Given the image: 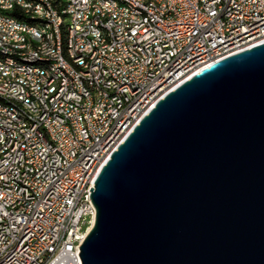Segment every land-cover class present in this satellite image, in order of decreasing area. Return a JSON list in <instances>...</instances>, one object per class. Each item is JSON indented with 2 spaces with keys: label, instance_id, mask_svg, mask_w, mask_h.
<instances>
[{
  "label": "built area",
  "instance_id": "1",
  "mask_svg": "<svg viewBox=\"0 0 264 264\" xmlns=\"http://www.w3.org/2000/svg\"><path fill=\"white\" fill-rule=\"evenodd\" d=\"M125 1L137 5V0ZM219 1H226V11L218 10ZM17 3L0 0V22L7 34L36 33L7 22ZM70 3L72 51L86 53L82 69L97 71L95 84L76 83L63 105L40 107L51 75L15 64L0 66L4 88L16 93L10 102L19 107V101H28V109H22L26 122L0 108V127L5 129L0 137V244L10 245V253H0V264H81L79 247L96 216L89 190L95 172L110 157L109 148H117L153 101L189 72L264 42V0H215L203 9L192 7L190 0H176L174 12L151 13L153 28L97 0ZM87 6H94V16H87ZM97 21L105 22L108 35L95 29ZM127 21H134V29L123 32ZM102 36L118 37V44L107 49L106 58L97 59V66H87V59L94 58L89 43L101 46ZM56 43L51 57H57ZM133 50H142V58L133 57ZM25 83H33V90H25ZM127 96L135 97V105L119 112ZM47 109H54V118H47ZM1 116H9V124H1ZM17 127H25V135H16ZM40 130L48 131L45 145L33 142ZM85 131H92V139H85ZM16 139H23L21 155L4 153V146ZM28 192H35L36 201H27Z\"/></svg>",
  "mask_w": 264,
  "mask_h": 264
},
{
  "label": "water",
  "instance_id": "2",
  "mask_svg": "<svg viewBox=\"0 0 264 264\" xmlns=\"http://www.w3.org/2000/svg\"><path fill=\"white\" fill-rule=\"evenodd\" d=\"M93 184L81 264H264V42L165 94Z\"/></svg>",
  "mask_w": 264,
  "mask_h": 264
},
{
  "label": "bare ground",
  "instance_id": "3",
  "mask_svg": "<svg viewBox=\"0 0 264 264\" xmlns=\"http://www.w3.org/2000/svg\"><path fill=\"white\" fill-rule=\"evenodd\" d=\"M19 1L21 3L13 6L14 14L7 15V22H17V28L36 31L39 38L36 33L11 36L7 34L0 22V66L15 64L21 69L46 70L51 77L44 83L45 92L44 98L40 99V107H50L53 103L63 105L64 98H68L69 91L75 90L76 83L92 85L97 80L96 70L85 73L82 69L86 68V53L77 52L75 55L72 51L71 17L68 12L73 11V4L70 0ZM97 1L105 4L106 9H117L131 19L142 18L144 28H153L151 13L174 12L176 2V0H137L135 5L125 0ZM214 2L215 0H190L195 9H203L204 3ZM253 3H260V0H253ZM218 10L226 11V1H219ZM87 16H94V6H87ZM55 23H57L56 28ZM95 29L101 30V35H108V28H105L104 21L95 22ZM130 29H134V21H127V25H123V32H130ZM54 42H57V57L49 56ZM115 44H118V37L102 36L101 46L104 49L98 46L97 41H90L89 50L93 52L94 58L87 59V66H97V59L106 58L107 49H114ZM133 57L142 58V50H133ZM225 57L227 56H222V59ZM215 62L217 61H213ZM196 73L189 72L188 77H182V80L172 84L171 91ZM25 90H33V83H25ZM15 100V91L12 88H4V82L0 81L1 110L12 114L17 122H26V114L22 109H28V101H19V107H15L10 102ZM156 102L153 101L151 109ZM133 105H135V97L127 96L119 103V112H126V109ZM47 118H54V109H47ZM1 124H9V116H1ZM16 135H25V127H17ZM0 137H5L4 127H0ZM85 139H92V131H85ZM47 141V130H40L39 134H33L34 144L45 145ZM22 149L23 139H16L12 145L4 146V153H12L13 150V155H21ZM114 150L116 148H109V155ZM99 171L95 172V179ZM27 201H36L35 192H28ZM0 253H10V245L0 244Z\"/></svg>",
  "mask_w": 264,
  "mask_h": 264
}]
</instances>
